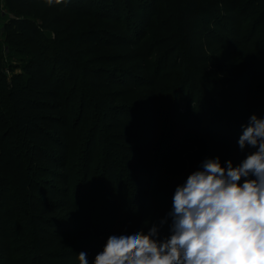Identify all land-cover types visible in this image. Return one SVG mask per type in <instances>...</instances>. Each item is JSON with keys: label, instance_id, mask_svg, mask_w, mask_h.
<instances>
[{"label": "trees", "instance_id": "1", "mask_svg": "<svg viewBox=\"0 0 264 264\" xmlns=\"http://www.w3.org/2000/svg\"><path fill=\"white\" fill-rule=\"evenodd\" d=\"M4 2L7 40L29 58L9 78L0 40V264H94L100 232L127 235L100 196L115 159L155 179L200 138L197 170L226 167L220 133L238 144L264 119V0Z\"/></svg>", "mask_w": 264, "mask_h": 264}, {"label": "clouds", "instance_id": "2", "mask_svg": "<svg viewBox=\"0 0 264 264\" xmlns=\"http://www.w3.org/2000/svg\"><path fill=\"white\" fill-rule=\"evenodd\" d=\"M238 144L255 151L237 166L206 159L177 186L161 221L171 219L169 236L157 226L110 236L94 264H264V119L253 114ZM78 259L88 264L85 252Z\"/></svg>", "mask_w": 264, "mask_h": 264}, {"label": "rangeland", "instance_id": "3", "mask_svg": "<svg viewBox=\"0 0 264 264\" xmlns=\"http://www.w3.org/2000/svg\"><path fill=\"white\" fill-rule=\"evenodd\" d=\"M10 17L11 14H9L8 11L6 14L0 12V40L4 41L2 52L6 65L5 72L9 78H11V76L14 74L24 73V64L29 58L28 55H26L27 57L20 55V53L17 52V48L7 40L8 37L5 33V22ZM48 36L53 37V34L49 32ZM261 86L264 87V82L261 83ZM262 88L260 93L257 92V96H264ZM200 130L204 134H210L211 136L214 133L213 129L206 127V124L202 125ZM128 134H130L129 137L131 140L135 142L136 140L133 138L136 137V134L131 131ZM220 134H227L229 138L227 140L228 144H226V162L231 160L234 166L239 165L242 160L246 158V150L248 151V149L244 148L242 151L239 147V144L231 143L230 133H228L227 130H224ZM239 138L240 136L237 134L235 141L238 142ZM200 140L201 139L199 138L191 142L181 141L180 145L175 149V159L170 161L161 160L156 163L158 174L155 179H152L149 177V175H146L145 169L141 174L138 173L140 172L139 169L137 170L138 172L129 173L127 172V168L122 164L121 161H119L120 158H117L119 160L115 159V161H113V167H117V173L115 176L113 175L111 178L105 179L103 184V188L105 190H101L100 195L102 198L107 196L110 199V205L112 206H116L117 203L116 212H114L115 218H112L109 221V225H111L112 228L118 230L125 224L126 230L124 232H126L127 235L137 232L147 233V231L153 226H157L159 232H163V226L165 225V227H167V225L169 226L171 224L170 218L164 224H161V221L168 216L172 197L177 186L186 182L187 177L192 172L197 170V162L199 157V145H197V142H200ZM206 140L210 141L209 138H206ZM172 152L173 151H171V153ZM122 153L124 154L123 151ZM144 162L149 165L153 161H150L147 157L145 158ZM151 187H155L154 191H149ZM97 188L100 190V185ZM101 204L102 200L99 199L98 206L100 207ZM122 206H125L126 208L121 212L120 210ZM117 216H120V221ZM105 229L106 228L102 230L106 231ZM100 234V240H102L105 246L107 237L104 232H100ZM163 238H165V235L162 236L161 239Z\"/></svg>", "mask_w": 264, "mask_h": 264}, {"label": "built area", "instance_id": "4", "mask_svg": "<svg viewBox=\"0 0 264 264\" xmlns=\"http://www.w3.org/2000/svg\"><path fill=\"white\" fill-rule=\"evenodd\" d=\"M0 12H3L4 14L7 13V9H5V2H4V0H0Z\"/></svg>", "mask_w": 264, "mask_h": 264}]
</instances>
